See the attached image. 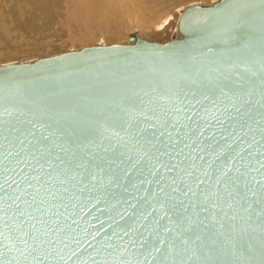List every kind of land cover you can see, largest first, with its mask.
I'll return each instance as SVG.
<instances>
[{"label": "water", "instance_id": "water-1", "mask_svg": "<svg viewBox=\"0 0 264 264\" xmlns=\"http://www.w3.org/2000/svg\"><path fill=\"white\" fill-rule=\"evenodd\" d=\"M179 12L0 66V264H264V0Z\"/></svg>", "mask_w": 264, "mask_h": 264}, {"label": "rangeland", "instance_id": "rangeland-1", "mask_svg": "<svg viewBox=\"0 0 264 264\" xmlns=\"http://www.w3.org/2000/svg\"><path fill=\"white\" fill-rule=\"evenodd\" d=\"M13 1L0 0V25L2 23L1 20H4L3 22L8 21V26L12 29L8 34H3L0 30V66L11 63L32 62L38 58L53 56L71 50L76 51L84 47L96 46L100 43H104L105 45L128 44V35L135 34L134 31H136L139 35L138 37L143 40L165 43L170 40L171 34L174 31H177V23L180 17L179 11L181 9H185L193 4H210L216 0H182L179 4L174 3V0H159L160 3L156 9L157 12H160V18L155 23L156 26L152 28L154 32L143 33V37V34H141L143 32L142 29L138 25H135L137 19L129 12H124V20L128 22V28L122 34L123 36L120 42L109 43L104 40V38H99L95 43L92 42L93 44L84 45L71 41V33L74 34L75 29H71L73 30L71 31L70 29L65 28L61 25L62 22H60L62 16L56 15V13L59 14L60 11L66 9L65 0H45L51 6L55 5L59 7H57V10L55 6H52L51 10L48 11L49 14H52L50 11L54 10L53 14L55 13L54 15L57 16V18L49 20L50 24L49 21L44 19L45 13L41 11V7H39L40 5L34 8L36 9L34 11L28 10L31 7L24 5L23 10L25 12L23 15L20 14L21 16H19V11L14 10L18 8L14 5L15 1L14 3ZM132 1L133 0H128L130 3H132ZM32 12L33 15L35 14L36 16L34 15L33 17ZM16 15L18 17H15ZM37 16L38 18H36ZM14 19L16 21H14ZM10 51H13L15 54L10 56L12 54ZM8 53H10V55Z\"/></svg>", "mask_w": 264, "mask_h": 264}, {"label": "bare ground", "instance_id": "bare-ground-1", "mask_svg": "<svg viewBox=\"0 0 264 264\" xmlns=\"http://www.w3.org/2000/svg\"><path fill=\"white\" fill-rule=\"evenodd\" d=\"M14 1V5H16L18 8L14 10L19 11V13L17 12L19 16H21L20 14L23 15V13L25 12L23 10L24 5L31 7L28 10L33 11L36 10L34 8L40 5L39 7H41V11L45 13L44 19H46L47 21L53 20V18H57V16L61 15V25L70 30L75 29V33H71V41L83 45L93 44L92 42L95 43V41L99 38H104V40L109 43L120 42L123 36L122 34L128 28V22L124 20V12H129L137 19L135 25H138L142 29L143 32L141 34L149 32L152 33V28L156 26L155 23L160 18V12H157L156 9L160 3L159 0H133V4L128 2V0H65L66 9L60 11L59 14L56 13L57 16L54 15L55 13L53 14L54 10L50 11L52 14L48 13L53 5L51 6L45 0ZM181 1L182 0H174V3L179 4ZM57 7L58 6H55V8ZM17 15L15 17H18ZM34 15L32 12L33 17ZM36 18H38V16ZM3 21L1 20L2 23L0 25V30L3 32V34H8L12 29L9 28L8 21ZM14 21L16 20L14 19ZM27 22L30 23L29 21ZM134 33L137 37L139 36L136 31H134ZM142 36L144 37V34ZM10 53L12 54L10 55ZM10 53H8L10 56H13V54H15L13 51H10Z\"/></svg>", "mask_w": 264, "mask_h": 264}]
</instances>
